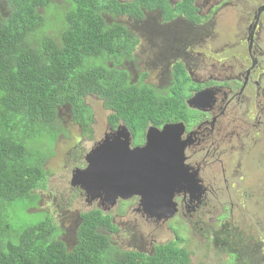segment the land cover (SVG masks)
<instances>
[{"label":"trees","instance_id":"trees-1","mask_svg":"<svg viewBox=\"0 0 264 264\" xmlns=\"http://www.w3.org/2000/svg\"><path fill=\"white\" fill-rule=\"evenodd\" d=\"M64 1L72 7L65 17ZM100 2L106 1L0 0V264H142V254H120L111 246L101 230L113 231L114 225L99 210L81 213L73 247L59 238L64 229L55 226L49 211L36 223L15 220L21 202L36 201L33 191L44 187V162L59 139L68 148L73 144L65 141L69 128L62 125L61 107L83 136H91L92 125L99 123L114 127L121 120L137 134L150 121L180 116L167 106L166 94L130 85L124 71L104 65L112 57H132L133 34L123 25L106 24L97 11ZM134 3L150 1L134 0L131 8ZM255 150L262 152L264 146L257 144ZM247 211L242 214H261L263 199L258 209ZM253 227L256 234L264 232L257 222ZM227 253L232 252L221 257ZM187 255L176 239L159 245L145 264H185Z\"/></svg>","mask_w":264,"mask_h":264},{"label":"flooded vegetation","instance_id":"flooded-vegetation-1","mask_svg":"<svg viewBox=\"0 0 264 264\" xmlns=\"http://www.w3.org/2000/svg\"><path fill=\"white\" fill-rule=\"evenodd\" d=\"M105 1L97 7L104 22L109 26L122 22L141 42L145 40L150 53L148 64L142 69L133 64L134 56L119 64L105 60L104 65L124 70L131 84L138 83L146 75V84L160 93L170 92L173 86L183 87V82L176 81L178 75L187 85L193 80L209 83L202 89L207 95L198 99V105L212 109L200 108L207 118L200 126L189 130L185 125L170 127L177 138V148H181L183 166L193 181L185 190L176 188L173 191V215L168 218L163 212L159 216L150 215L140 204V197L132 194L130 200L135 204L130 209V218H124L125 222L119 227L111 216L116 226L113 232H117V227L123 228L129 251L142 254L141 263L145 264L156 255L159 245L178 236L169 225L171 220H176L179 222L176 225L180 222L186 225L189 236H197L207 247L212 245L218 254L232 252L227 253L229 264L237 261L251 264L257 249L264 244L261 238L258 241L259 233L248 235L241 231L239 214L255 207L256 196L264 192V182L254 183L249 176L241 179L236 172L238 157L253 144L252 135L264 128V0H149L146 4L134 3L132 8L128 1ZM62 8L65 17L72 8L71 3L65 2ZM151 62L153 68L148 67ZM175 63H179L176 68L173 67ZM138 70L145 74L141 76L142 71ZM234 80L238 83L232 90L230 81ZM215 82L222 86L211 85ZM219 92L224 94L223 105ZM251 101L254 106L247 109ZM149 124L157 127V124ZM150 125H145L140 135L131 132L121 120H117L114 127L104 126L126 133L130 148L135 149L146 144V129ZM92 128L91 136L80 134V140L90 142L91 147L100 141L94 136L95 125ZM70 156L75 160V146L67 152L66 158ZM210 171L213 176L207 175ZM70 189L72 198L82 200L86 210L109 213L106 199L99 195L101 190L92 199V195L84 194L80 185ZM119 202L123 201L119 199ZM208 211L216 215L209 216ZM249 213L242 216L247 217L253 227L256 214ZM262 214L264 216V211ZM244 221L242 218V223ZM162 227L168 231L163 240H158L156 231ZM170 233L173 236L169 237ZM184 249L188 253L185 264L201 259H194L186 244Z\"/></svg>","mask_w":264,"mask_h":264},{"label":"rangeland","instance_id":"rangeland-1","mask_svg":"<svg viewBox=\"0 0 264 264\" xmlns=\"http://www.w3.org/2000/svg\"><path fill=\"white\" fill-rule=\"evenodd\" d=\"M129 3H131L133 0H127ZM115 25H123L122 22L118 21L115 23ZM133 34V33H132ZM131 41L133 43V46L130 48L131 50V56L135 57V60L133 64L136 68L142 69L144 66H146L147 58L150 53V46L145 45V40L142 42L136 37V35H133L131 38ZM156 49H152V51H155ZM130 58H110L111 61L119 64L123 61H128ZM105 64H108L106 62ZM110 64V63H109ZM179 63H175L173 65L174 68ZM154 63L151 62L148 67L153 68ZM119 66V65H118ZM128 66V65H127ZM100 68L99 65L95 66V69ZM261 70V69H258ZM117 71H124V70H117ZM142 71V70H138ZM125 72V71H124ZM126 73V72H125ZM127 74V73H126ZM145 71H142L140 75H144ZM128 76V74H127ZM129 77V76H128ZM146 75L143 76L139 80L138 83H135L134 85H137L138 87H142L144 89H155L149 86V84H146L144 81V78ZM236 78V77H234ZM176 81L183 82V87H190L191 89L185 90L181 86H173L170 93L171 95H168L169 92L160 93L158 90L159 95H165L168 98V101L170 105H167L172 108V110L176 113H180V116H171L168 117H162L160 118L159 122H151L153 124H157V127L159 130H162L165 127L170 126H183L185 125L187 127V130L190 128H194L195 126H200L204 121L207 120L205 117L206 113L203 112V109H200L201 107H205L210 109L207 105H198V99L206 97L205 91L202 89L205 88L207 84H201L193 80L189 85H187V82L184 80V78L181 75H178L176 77ZM130 85V80L128 81ZM237 81H230V85L232 90L235 89V86L237 85ZM213 86H222L218 82H215V84H211ZM175 89H177L176 92ZM174 92V93H173ZM212 93V92H211ZM218 96H221L222 101L221 105H223V97L224 94L222 92ZM212 95H216L212 93ZM238 96V94H237ZM181 99L185 100V103H183V107L181 106L182 102ZM99 100V99H98ZM182 100V101H183ZM103 100H99L100 104L102 105ZM87 104L90 106V119L91 122L89 124H92V98H89L86 100ZM181 102V104H180ZM99 104V105H100ZM103 106V105H102ZM254 106V101H251L247 105V109H251ZM107 114L109 112H115L114 110L105 109ZM212 110V109H210ZM60 112L62 115V125L69 128V134L67 135V139L65 141H69L73 144L71 146L66 147L65 144H63L64 139H59V142L54 146V148L51 150V155L47 158V161L44 162V169L46 170V180L44 187L37 188L36 192L39 195V200L36 201H28L23 200L21 202V207L16 211L15 213V220L18 224H29V223H36L39 219H43L46 217L47 212L43 211L44 209L49 211V216L53 220V223L58 228V226H61L63 229L67 230L65 233H62L60 235H64L59 237L62 239L63 243H66L68 247H71L74 245V231L75 226L77 224L78 214L85 209V203H83L82 200L78 198H72L69 188V181L71 178V172L76 167H85L86 163L83 159L84 154L91 148L90 142L85 141V139L80 140V130L77 124H73L74 127H71L69 125L70 117L67 118V111L64 107L60 108ZM119 118L120 115H116V118ZM103 118V116H102ZM146 123L139 127V130L137 131V134H142V131L144 130L145 125H150L149 123ZM70 126V127H69ZM148 127H155V126H148ZM155 127V128H157ZM157 128V129H158ZM145 137L147 139V134L149 131V128L146 129ZM111 130H109L107 127H105L102 123H99L98 125H95L94 130V136L95 139H101L104 136V133H109ZM87 132V131H86ZM93 134V132H92ZM252 142L253 144L248 148L245 149V153H242L240 157H238L239 161V169L236 172L238 177L243 179L245 176H250L252 174V180L254 183H257L259 181L264 182V150L262 152H259V150H255V147L257 144H261L264 146V128H261V130L255 134L252 135ZM76 147V158L75 160L70 156L66 158L67 152L72 148ZM93 146V145H92ZM47 147V146H46ZM79 161V162H78ZM215 170L219 169V166L214 168ZM208 176H213V171H210L207 173ZM245 185H248V183H245ZM244 195V193H243ZM263 199V205H264V192L260 191L259 197L256 196V203L255 207L258 209V205L260 204L261 200ZM121 203H116V207L113 209V211L109 212L112 216L115 217V223L119 227H122L125 220L124 218H130V209L135 204L132 200L124 199ZM24 209L33 214H27L24 212ZM261 209V207H260ZM120 211H123L124 214L122 215L119 213ZM257 211H255L256 213ZM209 216H215L216 213L214 212H207L206 213ZM240 216V227L243 228L241 230L242 232H247L248 235L256 234L257 232L252 227V224L250 220L242 216V213L239 214ZM242 218L245 219V221L242 223ZM255 221L258 223L260 228L264 227V216L263 214H256ZM221 221V220H218ZM179 222L176 220H171L169 222V225L174 227V231L176 234L183 239L184 243L187 247H189L192 250V255L194 259L201 258L200 260L194 261V264H229L230 260L227 256L221 257L222 254H218L215 250V248H212L213 246H206L205 243L201 242L197 236H189L187 227L184 223L180 222L179 226L176 225ZM238 228V225H236ZM167 229L165 227H162L156 231V239L163 240L167 234ZM69 234V235H67ZM173 236L172 233H170L168 236ZM110 238L112 239L113 243L117 246L118 253L122 254L125 250H129V248L126 246V237L124 236V229L118 228L117 234L110 235ZM203 239V238H202ZM262 243L264 244V237L261 235ZM204 255V256H203ZM203 256V257H202ZM251 264H264V247L258 248L256 252L255 258L251 261Z\"/></svg>","mask_w":264,"mask_h":264},{"label":"water","instance_id":"water-1","mask_svg":"<svg viewBox=\"0 0 264 264\" xmlns=\"http://www.w3.org/2000/svg\"><path fill=\"white\" fill-rule=\"evenodd\" d=\"M170 127H148L146 144L135 149L130 148L124 132L115 130L105 135L85 155L86 167L72 171L70 184L80 185L92 198L101 190L110 199V206L116 204L118 196L129 198L135 194L150 215L163 212L167 218L172 216L173 191L185 190L193 181L183 166L181 148H177Z\"/></svg>","mask_w":264,"mask_h":264},{"label":"clouds","instance_id":"clouds-1","mask_svg":"<svg viewBox=\"0 0 264 264\" xmlns=\"http://www.w3.org/2000/svg\"><path fill=\"white\" fill-rule=\"evenodd\" d=\"M125 1H127V0H121L120 2H125ZM133 2V1H132ZM111 133H113V131H110L109 133H104V137H105V135H110ZM93 147V146H92ZM91 147V148H92ZM89 151V150H88ZM87 151V152H88ZM87 152L85 153V155L87 154ZM52 154V153H51ZM50 154V155H51ZM85 155H84V161H85ZM79 162V161H78ZM85 163H86V161H85ZM86 165H87V163H86ZM86 167V166H85ZM85 167H83V168H85ZM76 168H80V169H83V168H81V167H76ZM75 169V168H74ZM73 169V170H74ZM72 170V171H73ZM45 175H46V171H45ZM71 175H72V172H71ZM70 180H71V178H70ZM71 184H70V181H69V188H71V186H70ZM72 187H77V186H72ZM71 190V189H70ZM83 190V189H82ZM36 191V190H35ZM35 191H33V193L35 194V196L37 197V199L39 200V195L38 194H36L35 193ZM84 191V190H83ZM85 192V191H84ZM85 194V193H84ZM85 195H87V194H85ZM90 195V194H89ZM99 195H102L105 199H106V201H107V204H108V207H109V211L108 212H111V211H113V209L116 207V205L117 204H115L114 206H110L109 205V202H110V199L107 197V196H105L103 193H101V194H99ZM97 196V195H96ZM95 196V197H96ZM95 197H93L92 199H94ZM130 198V197H129ZM129 198H121L120 196H118L117 198H116V203H121V202H119V199L120 200H124V199H129ZM36 199V200H37ZM43 211H47V210H43ZM86 211H88V210H84V211H82V212H80L79 214H78V219H77V224H76V226H75V231H74V245H75V243H76V229H77V227H78V224L80 223V215H81V213H83V212H86ZM103 214H107V212H102ZM119 213H121L122 215L124 214V212L123 211H120ZM107 215H109L110 217L112 216L111 215V213H108ZM111 222H112V220H111ZM113 224V223H112ZM116 224V223H115ZM114 225V224H113ZM115 228H116V226L114 225V230H115ZM67 230H65L64 229V233L66 232ZM101 232L105 235V236H107L108 237V239H109V242H110V244H111V246H114L116 249H119V248H117V246L113 243V241H112V239L110 238V235H114V234H117V232H118V227H117V232L116 233H114L113 231H106V230H101ZM176 239H178V240H180V242H181V245L183 246V247H185V243H184V241H183V239L182 238H180L179 236H176V238H174V237H172L171 239H170V241H172V240H176ZM169 241V242H170ZM73 245V246H74ZM72 246V247H73ZM126 251H129V250H125L124 252H126ZM92 264H94L93 262H92ZM100 264H102V263H100Z\"/></svg>","mask_w":264,"mask_h":264},{"label":"crops","instance_id":"crops-1","mask_svg":"<svg viewBox=\"0 0 264 264\" xmlns=\"http://www.w3.org/2000/svg\"><path fill=\"white\" fill-rule=\"evenodd\" d=\"M113 132H114V131H113ZM103 139H104V136H103V138L100 139L99 143H100ZM99 143H98V144H99ZM98 144H97V145H98ZM97 145H96V146H97ZM93 147H94V146H93ZM96 210H97V209H96ZM99 211H100V210H99ZM100 212H102V211H100Z\"/></svg>","mask_w":264,"mask_h":264}]
</instances>
